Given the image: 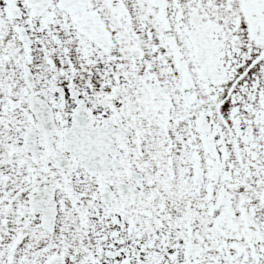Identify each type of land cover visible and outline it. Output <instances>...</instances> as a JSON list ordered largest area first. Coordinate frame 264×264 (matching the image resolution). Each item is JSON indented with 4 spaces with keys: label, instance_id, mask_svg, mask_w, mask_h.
Listing matches in <instances>:
<instances>
[{
    "label": "snow or ice",
    "instance_id": "1",
    "mask_svg": "<svg viewBox=\"0 0 264 264\" xmlns=\"http://www.w3.org/2000/svg\"><path fill=\"white\" fill-rule=\"evenodd\" d=\"M0 264H264V0H0Z\"/></svg>",
    "mask_w": 264,
    "mask_h": 264
}]
</instances>
